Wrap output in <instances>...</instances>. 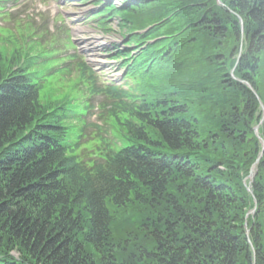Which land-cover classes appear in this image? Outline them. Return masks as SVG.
Here are the masks:
<instances>
[{"label": "trees", "instance_id": "trees-1", "mask_svg": "<svg viewBox=\"0 0 264 264\" xmlns=\"http://www.w3.org/2000/svg\"><path fill=\"white\" fill-rule=\"evenodd\" d=\"M122 1L127 88L0 54V264H264V0Z\"/></svg>", "mask_w": 264, "mask_h": 264}, {"label": "rangeland", "instance_id": "rangeland-1", "mask_svg": "<svg viewBox=\"0 0 264 264\" xmlns=\"http://www.w3.org/2000/svg\"><path fill=\"white\" fill-rule=\"evenodd\" d=\"M4 1V9L0 12H6L7 14L3 17L0 16V24L7 30L2 31L0 37L9 36L0 42L1 51L9 54L14 48L19 47L20 43L15 42L14 35L19 36L21 33L33 34L34 39L41 38V41L38 42L43 46L32 45L30 48L34 54L43 53L45 50H51L54 47V49H59L55 57H65L68 54L77 52L84 55L89 62L91 61L94 64V67L100 68L104 73H112V69L114 71V68H116V66H111L112 64L109 62L106 56L107 50L111 48L112 43L121 40V34L128 35V32L122 28L120 29L118 19L116 21L113 19L112 23L109 24V27L114 31L112 33H103L100 28H97L93 21L88 20L90 11L95 10L90 0ZM115 3L117 5L124 4L122 0H115ZM57 25L60 27L57 28ZM241 27L243 29V25ZM59 29H61V32H58ZM52 34H56V39L54 45L50 46L46 40H50ZM68 37L71 39L72 44L62 45L61 43L65 42ZM66 62L68 63V60ZM58 70L59 73L47 81L42 91L43 99H48V97L55 99L69 92L77 95V92L72 91L70 86L72 83L76 84L79 73L70 70V64L63 65ZM117 82H121V80L118 79ZM250 192H252L251 188ZM255 204L257 205V202ZM247 225L248 222H245L246 233L249 236L250 228ZM251 247L254 248L253 244ZM255 255L256 253H254ZM253 264H255V261Z\"/></svg>", "mask_w": 264, "mask_h": 264}, {"label": "water", "instance_id": "water-1", "mask_svg": "<svg viewBox=\"0 0 264 264\" xmlns=\"http://www.w3.org/2000/svg\"><path fill=\"white\" fill-rule=\"evenodd\" d=\"M262 107H263V105H262ZM260 122H263V123H264V116H262V119H261ZM254 130H255V133L258 134L259 125H256L255 128H254ZM261 143H262V151H261L259 157L257 158V160H256V162H255V164H254L253 166H255V165L257 164V162L260 160L262 154L264 153V140H261ZM250 176L253 178L254 174L251 173ZM254 210H255V209H254ZM254 210H253V211H254ZM248 214H249V213H248Z\"/></svg>", "mask_w": 264, "mask_h": 264}]
</instances>
